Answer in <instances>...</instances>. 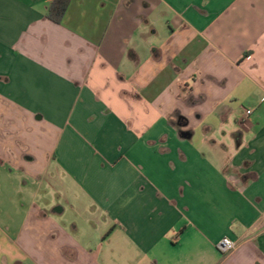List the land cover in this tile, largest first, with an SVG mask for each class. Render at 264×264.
<instances>
[{"label":"crops","instance_id":"crops-1","mask_svg":"<svg viewBox=\"0 0 264 264\" xmlns=\"http://www.w3.org/2000/svg\"><path fill=\"white\" fill-rule=\"evenodd\" d=\"M52 2L0 0V167L89 202L0 227V264H264V0Z\"/></svg>","mask_w":264,"mask_h":264},{"label":"rangeland","instance_id":"rangeland-1","mask_svg":"<svg viewBox=\"0 0 264 264\" xmlns=\"http://www.w3.org/2000/svg\"><path fill=\"white\" fill-rule=\"evenodd\" d=\"M139 53L143 55L142 52ZM44 128L46 126L40 125L38 132H44ZM38 132L34 135L40 138ZM42 148L43 151L49 150L55 154L52 147ZM38 165L41 169L39 175L8 165L0 167V227L6 229L8 225L11 234L18 231L26 219L32 217L36 207L45 208L50 205L46 208L48 210L57 206L66 208V213L62 218L56 217L57 220L71 221L84 217L83 212L74 211L69 206L88 203L89 200L84 196L82 184L73 177L68 165L54 158L39 162Z\"/></svg>","mask_w":264,"mask_h":264},{"label":"trees","instance_id":"trees-1","mask_svg":"<svg viewBox=\"0 0 264 264\" xmlns=\"http://www.w3.org/2000/svg\"><path fill=\"white\" fill-rule=\"evenodd\" d=\"M67 6L68 0H53L49 7L47 18L50 21L59 24L64 16Z\"/></svg>","mask_w":264,"mask_h":264},{"label":"built area","instance_id":"built-area-1","mask_svg":"<svg viewBox=\"0 0 264 264\" xmlns=\"http://www.w3.org/2000/svg\"><path fill=\"white\" fill-rule=\"evenodd\" d=\"M251 114L250 110L245 111V116H248ZM237 248V244L234 241H231L227 238H223L218 244L217 249L222 254H229L233 252Z\"/></svg>","mask_w":264,"mask_h":264}]
</instances>
